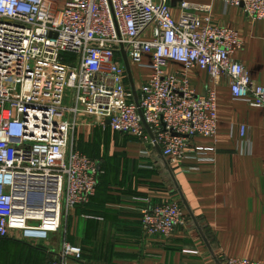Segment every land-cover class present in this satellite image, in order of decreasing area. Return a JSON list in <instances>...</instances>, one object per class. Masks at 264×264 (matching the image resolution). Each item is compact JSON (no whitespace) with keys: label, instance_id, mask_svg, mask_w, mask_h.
I'll list each match as a JSON object with an SVG mask.
<instances>
[{"label":"built area","instance_id":"2783aa9c","mask_svg":"<svg viewBox=\"0 0 264 264\" xmlns=\"http://www.w3.org/2000/svg\"><path fill=\"white\" fill-rule=\"evenodd\" d=\"M220 1L264 20V0ZM208 8L181 0L175 20L169 0H0V239L11 232L46 239L95 196L105 171L78 150L79 125H108L158 147L170 163L188 155L191 138H214L217 95L190 87L191 68L207 71L214 84L224 78L234 100L264 111V86L234 58L242 47L237 31L202 18ZM121 49L150 69L136 87L138 105ZM174 63L182 69L170 71ZM245 132L240 125L242 153ZM140 212L146 236L169 237L187 223L175 200ZM80 255L63 241L59 257L45 264H71ZM223 263L263 264L237 257Z\"/></svg>","mask_w":264,"mask_h":264},{"label":"crops","instance_id":"0c3cea01","mask_svg":"<svg viewBox=\"0 0 264 264\" xmlns=\"http://www.w3.org/2000/svg\"><path fill=\"white\" fill-rule=\"evenodd\" d=\"M180 1L169 0L175 20ZM185 1L209 6L199 13L202 18L210 16L213 23L237 31L242 47L234 58L264 86V20L253 21L242 7H225L220 0ZM132 69L139 72L137 87L150 76L149 68ZM181 69L177 63L169 66ZM187 76L197 94L216 92V136L191 138L188 155L170 163L157 148L108 125H79L78 150L105 171L95 196L70 210L61 231L46 239L24 240L16 232L1 238L0 264H45L59 257L63 241L81 248L71 264H224L227 257L264 264V111L234 100L224 78L214 84L198 68ZM126 82L129 86L127 77ZM240 125L246 126L244 153L239 151ZM168 200L181 206L185 227L165 238L146 236L140 210Z\"/></svg>","mask_w":264,"mask_h":264},{"label":"water","instance_id":"95a60500","mask_svg":"<svg viewBox=\"0 0 264 264\" xmlns=\"http://www.w3.org/2000/svg\"><path fill=\"white\" fill-rule=\"evenodd\" d=\"M121 56H122V62H123L124 68H125V73H126V77L128 80L129 88L133 94V100H134L135 104L138 105V96H137L136 86H135V83L133 81V75H132V71H131L130 62H129V60L126 56V53L123 49H121ZM145 128L147 129L148 132H150L149 128L146 124H145ZM150 135H152V134H150ZM157 149L159 150L158 147H157Z\"/></svg>","mask_w":264,"mask_h":264},{"label":"rangeland","instance_id":"374dc122","mask_svg":"<svg viewBox=\"0 0 264 264\" xmlns=\"http://www.w3.org/2000/svg\"><path fill=\"white\" fill-rule=\"evenodd\" d=\"M68 57V56H67ZM130 65L131 66H134L135 68H136V65L133 63V62H130ZM134 71V72H133ZM132 72H133V76H134V78H136L137 77V75H138V71H136L135 69H132ZM140 72H143V70L141 71L140 70ZM136 80H138L137 78L136 79H134V82H135V86L137 87V81Z\"/></svg>","mask_w":264,"mask_h":264}]
</instances>
